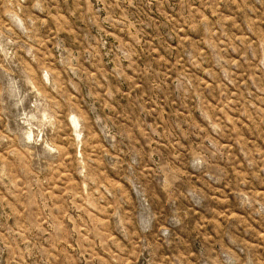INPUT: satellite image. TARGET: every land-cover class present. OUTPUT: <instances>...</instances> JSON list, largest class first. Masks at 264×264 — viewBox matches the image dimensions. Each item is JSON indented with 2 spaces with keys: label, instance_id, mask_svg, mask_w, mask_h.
<instances>
[{
  "label": "rangeland",
  "instance_id": "1",
  "mask_svg": "<svg viewBox=\"0 0 264 264\" xmlns=\"http://www.w3.org/2000/svg\"><path fill=\"white\" fill-rule=\"evenodd\" d=\"M0 264H264V0H0Z\"/></svg>",
  "mask_w": 264,
  "mask_h": 264
}]
</instances>
